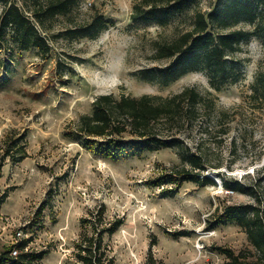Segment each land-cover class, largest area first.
Masks as SVG:
<instances>
[{
    "label": "rangeland",
    "instance_id": "1",
    "mask_svg": "<svg viewBox=\"0 0 264 264\" xmlns=\"http://www.w3.org/2000/svg\"><path fill=\"white\" fill-rule=\"evenodd\" d=\"M8 1L50 52L20 50L9 30L0 31V254L19 239L27 241L23 253H43L32 264H79L76 243L118 222L113 234H103L105 259L113 264H230L226 250L239 264H264V248H254L240 226L217 222L230 205L264 209V87L255 98L251 88L264 76V37H252L228 56L238 80L219 93L200 70L162 87L140 78L169 63L155 60L158 45L190 31L196 13L221 10L223 1L189 0L162 26L131 15L135 5L163 11L167 0H71L52 16L48 7L63 0ZM95 18L110 23L82 36L80 28ZM186 88L212 93L213 108L199 109L179 132L162 124L155 129L192 152L201 143L209 186L168 183L181 164L175 148L109 159L102 155L103 139L76 131L100 95L169 98ZM226 179L241 191L226 189Z\"/></svg>",
    "mask_w": 264,
    "mask_h": 264
},
{
    "label": "trees",
    "instance_id": "2",
    "mask_svg": "<svg viewBox=\"0 0 264 264\" xmlns=\"http://www.w3.org/2000/svg\"><path fill=\"white\" fill-rule=\"evenodd\" d=\"M71 0H63L48 7V14L65 12ZM223 1L221 10L215 8L211 14L196 13L190 31L182 34L172 42L158 45L155 60H168L169 63L152 71H142L140 78L166 87L183 75L193 71H203L209 77V85L213 94L237 82L238 72L235 64L228 56L242 43L252 37H264V0H219ZM189 0H167L164 8L146 4L134 6L132 21H153L164 25L170 14L178 13ZM3 10L0 13V31L9 30L20 50L36 49L42 55L50 52L44 37L37 31L32 22L21 10L8 0H0ZM214 22L217 25H214ZM109 21L95 18L93 22L80 28L82 36H93L104 29ZM246 23L252 31L232 29L237 24ZM264 76L256 77L252 85V98L264 87ZM212 93L206 96L194 88H186L169 98L143 95L140 97L114 96L105 94L98 96L92 103L91 113L80 116L76 123V131L88 138L103 139L102 155L105 158L133 156L141 151L152 152L159 149L175 148L180 160V168L168 175V183L188 182L197 187L209 186L213 181L205 175L207 170L205 155L197 143L195 151L184 147L176 137H168L156 133L159 124L165 126L167 132H179L189 125L197 116L199 109L213 108ZM257 98V97H256ZM208 108V109H209ZM223 122V121H221ZM205 134H209L204 131ZM222 134L226 130L221 131ZM131 136L123 140L122 135ZM216 168H219L217 166ZM224 187L235 192L241 191L238 183L230 184L226 179ZM170 191L168 196H173ZM103 210L98 212V218ZM218 223H234L240 226L251 245L261 250L264 248V209L260 204L230 205L224 208L217 218ZM120 226L115 222L108 229L84 236L75 245L76 259L79 264H113L105 259L103 234H113ZM20 254L16 258L7 250L0 254V264H32L41 260L43 253H23L27 241L18 245ZM232 262L239 264L233 253L224 251Z\"/></svg>",
    "mask_w": 264,
    "mask_h": 264
},
{
    "label": "built area",
    "instance_id": "3",
    "mask_svg": "<svg viewBox=\"0 0 264 264\" xmlns=\"http://www.w3.org/2000/svg\"><path fill=\"white\" fill-rule=\"evenodd\" d=\"M18 237H20V234L17 235ZM19 239H16V241L13 243L12 245V248H11V251H10V256L12 258H16L19 254H20V251L18 250V247L17 245L21 242V241H17ZM27 252V247H25V250Z\"/></svg>",
    "mask_w": 264,
    "mask_h": 264
}]
</instances>
